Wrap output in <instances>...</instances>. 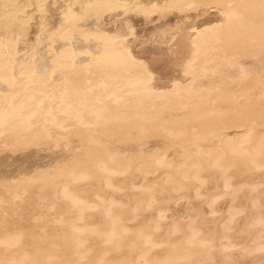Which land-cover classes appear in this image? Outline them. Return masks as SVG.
Returning a JSON list of instances; mask_svg holds the SVG:
<instances>
[{
  "label": "bare ground",
  "instance_id": "6f19581e",
  "mask_svg": "<svg viewBox=\"0 0 264 264\" xmlns=\"http://www.w3.org/2000/svg\"><path fill=\"white\" fill-rule=\"evenodd\" d=\"M0 264H264V0H0Z\"/></svg>",
  "mask_w": 264,
  "mask_h": 264
},
{
  "label": "rangeland",
  "instance_id": "374dc122",
  "mask_svg": "<svg viewBox=\"0 0 264 264\" xmlns=\"http://www.w3.org/2000/svg\"><path fill=\"white\" fill-rule=\"evenodd\" d=\"M156 141L157 140H152L151 142H150V146H152V147H154L157 143H156ZM210 190L209 189H207V192H209ZM211 192V191H210ZM143 218V219H142ZM139 219V220H138ZM137 219V222H136V225H140V224H142V222H143V220H144V217H139ZM141 219V220H140ZM138 221H140V222H138ZM117 251V250H116ZM157 255H159V252H157Z\"/></svg>",
  "mask_w": 264,
  "mask_h": 264
}]
</instances>
